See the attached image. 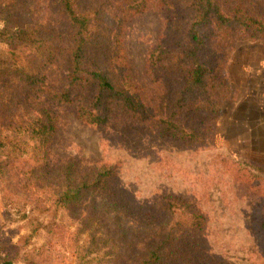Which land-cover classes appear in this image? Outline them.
<instances>
[{"label": "trees", "instance_id": "obj_1", "mask_svg": "<svg viewBox=\"0 0 264 264\" xmlns=\"http://www.w3.org/2000/svg\"><path fill=\"white\" fill-rule=\"evenodd\" d=\"M148 13L162 26L145 55V87L127 37ZM240 41L264 44L263 0H0L3 199L10 209L65 212L82 223L77 264H229L201 247L207 217L196 202L161 194L129 205L115 190L116 165L58 158L53 149L62 113L96 131L135 128L182 148L200 145L231 99L229 63ZM245 176L249 190L264 191L263 178ZM253 223L263 250L264 211ZM7 255L0 264L20 261L19 251Z\"/></svg>", "mask_w": 264, "mask_h": 264}, {"label": "rangeland", "instance_id": "obj_2", "mask_svg": "<svg viewBox=\"0 0 264 264\" xmlns=\"http://www.w3.org/2000/svg\"><path fill=\"white\" fill-rule=\"evenodd\" d=\"M161 26L155 13L145 14L129 26L127 49L133 74L145 87L149 85L145 55L158 39ZM0 52L6 57L4 45L0 44ZM229 75L231 99L200 145L182 148L135 128L123 135L114 132L115 127L111 133L96 131L62 113V128L53 150L58 158L116 165L115 190L129 205L145 204L161 194L196 202L207 217L199 243L208 256L229 264H264V249L253 225L256 214L264 211V207H256L264 191L257 195L243 185L246 171L264 179V173L250 167L258 164L264 168V44L238 42ZM81 228L82 223L65 212L55 216L22 205L10 209L0 189V255L12 257L19 251L20 261L14 264H77L75 240ZM86 238L82 235L81 242Z\"/></svg>", "mask_w": 264, "mask_h": 264}, {"label": "crops", "instance_id": "obj_3", "mask_svg": "<svg viewBox=\"0 0 264 264\" xmlns=\"http://www.w3.org/2000/svg\"><path fill=\"white\" fill-rule=\"evenodd\" d=\"M2 264V263H1ZM4 264H14V263H4Z\"/></svg>", "mask_w": 264, "mask_h": 264}]
</instances>
